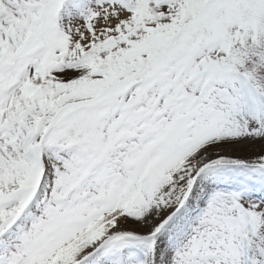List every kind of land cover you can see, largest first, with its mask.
Here are the masks:
<instances>
[{
    "label": "snow or ice",
    "instance_id": "1",
    "mask_svg": "<svg viewBox=\"0 0 264 264\" xmlns=\"http://www.w3.org/2000/svg\"><path fill=\"white\" fill-rule=\"evenodd\" d=\"M0 264H264V0H0Z\"/></svg>",
    "mask_w": 264,
    "mask_h": 264
}]
</instances>
